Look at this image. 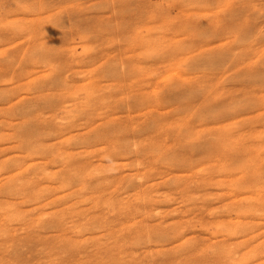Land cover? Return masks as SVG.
<instances>
[{"label": "rangeland", "instance_id": "374dc122", "mask_svg": "<svg viewBox=\"0 0 264 264\" xmlns=\"http://www.w3.org/2000/svg\"><path fill=\"white\" fill-rule=\"evenodd\" d=\"M0 264H264V0H0Z\"/></svg>", "mask_w": 264, "mask_h": 264}, {"label": "bare ground", "instance_id": "6f19581e", "mask_svg": "<svg viewBox=\"0 0 264 264\" xmlns=\"http://www.w3.org/2000/svg\"><path fill=\"white\" fill-rule=\"evenodd\" d=\"M124 70V69H123ZM41 84V83H40ZM39 87V86H38ZM36 88V87H35ZM42 89V88H41ZM59 100V99H58ZM27 101V100H26ZM37 101V100H36ZM55 102V101H54ZM148 103V102H147ZM46 104V102H45ZM55 105V104H54ZM51 106V105H50ZM217 106V105H216ZM39 109V108H38ZM50 109V108H49ZM46 111V110H45ZM36 112V111H35ZM17 113V112H16ZM28 113V112H27ZM34 115V114H33ZM24 117V116H23ZM17 118V117H16ZM63 123V122H62ZM50 128V127H49ZM35 129V128H34ZM49 130V129H48ZM148 130V129H147ZM35 131V130H34ZM29 133V131H27ZM18 135V134H17ZM58 137V136H57ZM33 139V138H32ZM28 147V146H27ZM19 155V154H18ZM48 159V158H47ZM108 181V180H107ZM56 184V183H55Z\"/></svg>", "mask_w": 264, "mask_h": 264}]
</instances>
